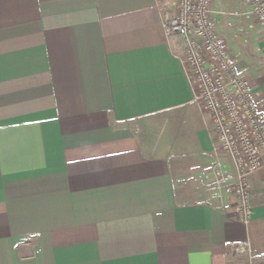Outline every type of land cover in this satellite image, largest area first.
I'll use <instances>...</instances> for the list:
<instances>
[{
  "label": "crops",
  "instance_id": "obj_1",
  "mask_svg": "<svg viewBox=\"0 0 264 264\" xmlns=\"http://www.w3.org/2000/svg\"><path fill=\"white\" fill-rule=\"evenodd\" d=\"M212 12L264 114V29ZM178 45L155 0H0V264H264V168L245 224Z\"/></svg>",
  "mask_w": 264,
  "mask_h": 264
},
{
  "label": "built area",
  "instance_id": "obj_2",
  "mask_svg": "<svg viewBox=\"0 0 264 264\" xmlns=\"http://www.w3.org/2000/svg\"><path fill=\"white\" fill-rule=\"evenodd\" d=\"M242 2L264 29V0ZM213 3L155 0L164 34L179 39L175 57L193 92V104L208 116L213 151L232 160L238 218L247 224L251 215L248 178L264 168V114L249 79L239 73L226 40L216 30ZM233 251L247 254L249 245L242 242Z\"/></svg>",
  "mask_w": 264,
  "mask_h": 264
}]
</instances>
